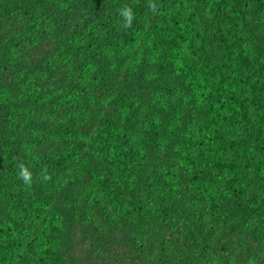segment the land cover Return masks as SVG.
Instances as JSON below:
<instances>
[{
	"label": "trees",
	"instance_id": "1",
	"mask_svg": "<svg viewBox=\"0 0 264 264\" xmlns=\"http://www.w3.org/2000/svg\"><path fill=\"white\" fill-rule=\"evenodd\" d=\"M252 16L264 0H0V264H180L156 244L174 209L195 251L218 232L217 264H264ZM121 115L160 133L127 144Z\"/></svg>",
	"mask_w": 264,
	"mask_h": 264
},
{
	"label": "clouds",
	"instance_id": "2",
	"mask_svg": "<svg viewBox=\"0 0 264 264\" xmlns=\"http://www.w3.org/2000/svg\"><path fill=\"white\" fill-rule=\"evenodd\" d=\"M121 15L125 17L124 26L127 27L128 25H130V22L132 19L131 9L125 8L124 10H122ZM250 22L251 23L253 22L252 27H255L257 25H261L262 23H264L263 19L258 18V17H253V16L250 18ZM258 47L264 49V39L262 38V36L260 38ZM108 83H109V86H112L115 83V81L114 79H108ZM174 98H175L174 99L175 104H181V105H184L185 107L187 106L188 108L191 106L189 104H186L182 98H179L175 94H174ZM217 107H219V105ZM220 107L230 108V111L233 115L235 111L240 116L244 109V105L234 100H226L222 102ZM248 108H252L255 111V107H248ZM130 119L132 120V123L130 122L126 127H124L121 134L125 135V133H127V138H128V140L126 139L127 144H129L128 142H131V140L134 139L135 134L137 133L141 134L140 139H139V142L141 143L139 144V146L140 148L144 149L146 146L149 145L151 139L153 137H156L160 133V130L156 128L154 125L150 124L145 119H139V120H135L133 118H130ZM132 130L133 132H135V130H138L139 132L132 133ZM134 147H137V146H134ZM75 164H76L75 170L77 171V173H79L80 172L79 162L76 157H75ZM127 167H130V166H127ZM21 175L23 176L25 180L28 177V173L26 170L23 169V167H22ZM137 210H138V205H137ZM180 212L182 213L181 215H180ZM192 212H193V208H192ZM119 219L125 223H133V222L138 223L137 219L128 218L126 217L125 214H123ZM187 222H188V219L184 217L183 209H176V212L174 209L171 216L167 218L166 220L162 221L161 223L162 225L160 227L161 230H159L160 236L156 238V244L158 245V248L160 249L164 260H166L167 262H180V264H217L215 259L217 257L218 244H220V237L217 235L218 232H210V235L214 236L216 240L209 244L208 250H207L208 257H206V252L202 253V250L204 249V244H200V246L196 248V251L194 248L193 240L196 238L195 233H196V230H198L199 226L197 225V223L192 221V226L190 228L189 233L184 234V228ZM177 233L181 234V236L183 237L185 235L186 236L185 241L182 239L175 238V235ZM249 233H252V232H250L249 230ZM198 243H200L199 240H198ZM194 252H195V255H194ZM170 253H173L174 257L171 259H168V255Z\"/></svg>",
	"mask_w": 264,
	"mask_h": 264
},
{
	"label": "rangeland",
	"instance_id": "3",
	"mask_svg": "<svg viewBox=\"0 0 264 264\" xmlns=\"http://www.w3.org/2000/svg\"><path fill=\"white\" fill-rule=\"evenodd\" d=\"M4 10L5 9H3L1 12H3ZM122 10L123 9L120 8L119 11H122ZM131 11L134 12V9L132 8ZM247 27L251 28L252 27V23L251 22H248L247 23ZM257 29L259 31H261V32L264 31V23H262L261 25L257 26ZM256 32H257L256 37H261V34L258 31H256ZM0 59H3V57L1 56V54H0ZM121 122H122L123 126L126 127L130 122L132 123V120L130 118H128L126 115H121ZM115 123H116V125H118V122L117 121H115ZM124 138H125V135H124ZM110 183L112 184L111 185V187H112L113 186L112 181Z\"/></svg>",
	"mask_w": 264,
	"mask_h": 264
}]
</instances>
